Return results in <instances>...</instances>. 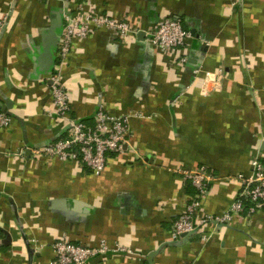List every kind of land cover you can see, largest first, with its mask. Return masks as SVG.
Masks as SVG:
<instances>
[{
	"label": "crops",
	"instance_id": "0c3cea01",
	"mask_svg": "<svg viewBox=\"0 0 264 264\" xmlns=\"http://www.w3.org/2000/svg\"><path fill=\"white\" fill-rule=\"evenodd\" d=\"M88 4L139 30L127 41L96 30L62 65L71 118L93 126L103 108L129 121L128 147L98 176L32 153L67 136L48 81L57 59L44 49ZM164 17L190 33L187 47L146 41ZM0 113L11 119L0 129V264H55L62 236L109 247L86 264H264V209L170 236L196 195L173 170L206 168L202 210L220 215L237 176L264 162V0H0Z\"/></svg>",
	"mask_w": 264,
	"mask_h": 264
},
{
	"label": "built area",
	"instance_id": "2783aa9c",
	"mask_svg": "<svg viewBox=\"0 0 264 264\" xmlns=\"http://www.w3.org/2000/svg\"><path fill=\"white\" fill-rule=\"evenodd\" d=\"M96 30H105L115 38L127 41L139 33L125 19H115L101 14L96 7L88 4V8L75 9L64 17V23L56 41V63L54 72L48 78L54 111L58 119L67 122V136L41 148L33 149L37 158L58 159L75 162L94 175H100L112 154H120L129 145L130 128L128 118L114 116L100 108L94 116V125L73 119L70 114V99L62 76L63 62L71 55L72 43L83 41ZM146 41L162 53H171L187 47L190 33L181 23L170 18H161L155 30L146 34ZM180 62H186L181 58ZM197 71H195L196 73ZM219 75L223 70H218ZM11 119L0 113V129L7 128ZM180 174L194 187L196 195L189 199L184 211L176 218L171 231V240L183 235L201 231L208 225H223L236 215L254 214L264 209V162L255 160L247 175H238L240 193L231 203L229 209L220 215L205 214L202 210L201 198L207 193L214 178L206 168L187 171L182 168L173 170ZM205 240L206 237L203 236ZM55 264H86L89 260L108 254L109 247L101 242L98 246L77 245L65 237L58 238L52 245ZM117 251L130 254L124 248Z\"/></svg>",
	"mask_w": 264,
	"mask_h": 264
},
{
	"label": "water",
	"instance_id": "95a60500",
	"mask_svg": "<svg viewBox=\"0 0 264 264\" xmlns=\"http://www.w3.org/2000/svg\"><path fill=\"white\" fill-rule=\"evenodd\" d=\"M48 40H50L51 43L44 49V53H45V57H48L51 59V65H54L56 58L53 55L52 47L56 46V41H57V29H56V27L50 29V33L48 35ZM35 61L37 64L40 63V57L35 59ZM191 233L185 234L183 236L189 235Z\"/></svg>",
	"mask_w": 264,
	"mask_h": 264
}]
</instances>
